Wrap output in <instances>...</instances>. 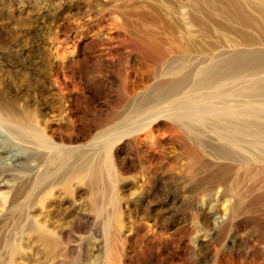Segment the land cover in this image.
I'll return each mask as SVG.
<instances>
[{
    "label": "rangeland",
    "instance_id": "374dc122",
    "mask_svg": "<svg viewBox=\"0 0 264 264\" xmlns=\"http://www.w3.org/2000/svg\"><path fill=\"white\" fill-rule=\"evenodd\" d=\"M143 1L0 0V93L55 143L75 148L54 166L60 179L37 190L35 162L19 175L0 170V264H232L235 238L264 236V176L239 180L232 217L215 185L227 170L212 169L201 148L160 152L161 142L142 144L145 134L135 147H101L99 135L174 56L163 46L154 65L124 42L138 27L152 29ZM107 36L119 50L112 59ZM258 258L246 249L235 264Z\"/></svg>",
    "mask_w": 264,
    "mask_h": 264
},
{
    "label": "bare ground",
    "instance_id": "6f19581e",
    "mask_svg": "<svg viewBox=\"0 0 264 264\" xmlns=\"http://www.w3.org/2000/svg\"><path fill=\"white\" fill-rule=\"evenodd\" d=\"M142 5L154 17L146 21L152 29L138 27L128 32L124 42L143 53L147 63L154 58V65L161 60L163 46L174 56L156 81L145 85V92L126 105L110 129L98 134L100 146L108 149L127 140L135 147L145 134L142 144L161 142L160 152L179 144L191 151L201 148L212 169L227 170V176L215 185L224 191L232 216L242 203L239 180L264 176V48L256 47L264 43V0H144ZM233 24L240 28L234 29ZM114 39H105L108 59L119 51ZM224 41L227 48L221 46ZM21 109L0 93V170L7 165L19 175L23 166L29 169V163L35 162L30 171L37 167L43 172L33 183L32 189L37 190L60 179V168L54 166L75 148L55 143L25 106ZM158 128L163 131L161 141ZM239 229L233 226L234 232ZM250 248L257 250L258 264H264V236L247 234L232 241V264Z\"/></svg>",
    "mask_w": 264,
    "mask_h": 264
}]
</instances>
